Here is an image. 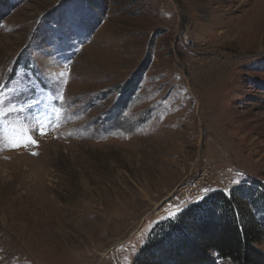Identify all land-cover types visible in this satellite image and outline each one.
<instances>
[{"label": "rangeland", "instance_id": "374dc122", "mask_svg": "<svg viewBox=\"0 0 264 264\" xmlns=\"http://www.w3.org/2000/svg\"><path fill=\"white\" fill-rule=\"evenodd\" d=\"M255 1L0 0V264H138L157 220L242 184L264 253Z\"/></svg>", "mask_w": 264, "mask_h": 264}, {"label": "trees", "instance_id": "16d2710c", "mask_svg": "<svg viewBox=\"0 0 264 264\" xmlns=\"http://www.w3.org/2000/svg\"><path fill=\"white\" fill-rule=\"evenodd\" d=\"M242 185L228 194L210 193L175 216L157 220L136 262L210 264L219 258L231 264H264V253L255 247L263 228L242 208Z\"/></svg>", "mask_w": 264, "mask_h": 264}, {"label": "bare ground", "instance_id": "6f19581e", "mask_svg": "<svg viewBox=\"0 0 264 264\" xmlns=\"http://www.w3.org/2000/svg\"><path fill=\"white\" fill-rule=\"evenodd\" d=\"M245 1V0H244ZM181 10V9H180ZM252 10L255 11V13H263L264 12V0H256L253 3ZM229 13V12H227ZM228 15V14H227ZM243 15V14H242ZM256 15V14H255ZM262 15V14H261ZM252 16V15H251ZM261 18V17H260ZM227 19V18H226ZM260 21V19H259ZM262 22V21H261ZM234 24V23H233ZM258 25V24H257ZM231 26V25H229ZM254 26V25H253ZM256 26V25H255ZM227 29V28H226ZM254 30V29H253ZM259 30V29H258ZM235 31V29L233 30ZM238 31V30H237ZM241 31V30H240ZM244 31V30H243ZM257 31V30H256ZM260 31V30H259ZM239 32V31H238ZM249 32V31H248ZM251 32V30H250ZM257 33V32H256ZM260 33V32H259ZM224 35V34H223ZM228 35V34H227ZM257 36V35H256ZM246 42V41H245Z\"/></svg>", "mask_w": 264, "mask_h": 264}, {"label": "snow or ice", "instance_id": "6c2138e0", "mask_svg": "<svg viewBox=\"0 0 264 264\" xmlns=\"http://www.w3.org/2000/svg\"><path fill=\"white\" fill-rule=\"evenodd\" d=\"M31 139V138H30ZM31 143H33V144H36L37 143V141L36 140H34V139H31ZM35 154V153H34Z\"/></svg>", "mask_w": 264, "mask_h": 264}]
</instances>
